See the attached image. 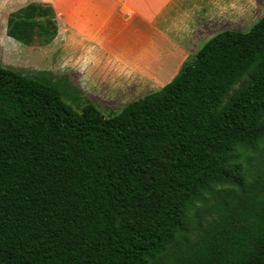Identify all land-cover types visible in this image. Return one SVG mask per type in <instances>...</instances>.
I'll use <instances>...</instances> for the list:
<instances>
[{
    "label": "trees",
    "instance_id": "1",
    "mask_svg": "<svg viewBox=\"0 0 264 264\" xmlns=\"http://www.w3.org/2000/svg\"><path fill=\"white\" fill-rule=\"evenodd\" d=\"M37 32L53 7L11 14ZM74 93L0 67V264H264V17L109 117Z\"/></svg>",
    "mask_w": 264,
    "mask_h": 264
},
{
    "label": "rangeland",
    "instance_id": "2",
    "mask_svg": "<svg viewBox=\"0 0 264 264\" xmlns=\"http://www.w3.org/2000/svg\"><path fill=\"white\" fill-rule=\"evenodd\" d=\"M96 1L0 0V67L26 75L45 74L55 78L65 88L64 98L73 107L78 109L77 102L73 101L74 89H78L84 99L96 104L109 117L127 104L160 90L167 77L144 73L145 69L133 64L132 58L119 51L116 41L121 38L122 43L125 38L121 36L117 17L112 16L111 6L107 11L91 9ZM256 1L259 9L245 20L224 19L212 33L204 34L197 41L186 39L189 46L185 52L186 59L178 68L179 73L188 60L194 58L217 34L225 31L249 32L264 17V0ZM31 3L49 5L55 10L58 34L51 43L46 44L40 32L30 44L8 35L11 14ZM241 3L248 5L247 1ZM176 54L171 55V60H177L172 59ZM163 61L166 59L163 58ZM166 68H170L168 64Z\"/></svg>",
    "mask_w": 264,
    "mask_h": 264
},
{
    "label": "crops",
    "instance_id": "3",
    "mask_svg": "<svg viewBox=\"0 0 264 264\" xmlns=\"http://www.w3.org/2000/svg\"><path fill=\"white\" fill-rule=\"evenodd\" d=\"M115 1L98 0L90 8L107 11L111 6L112 16L117 17L121 36L125 38L124 44L121 38H116L119 51L145 69L144 73H158L160 78L166 76L162 88L179 74L178 68L185 61L189 46L186 39L197 41L204 34L212 33L221 20H245L259 9L256 0H243L248 5L242 4V0ZM176 52L172 59L177 60H171ZM163 68L166 70L162 71Z\"/></svg>",
    "mask_w": 264,
    "mask_h": 264
},
{
    "label": "water",
    "instance_id": "4",
    "mask_svg": "<svg viewBox=\"0 0 264 264\" xmlns=\"http://www.w3.org/2000/svg\"><path fill=\"white\" fill-rule=\"evenodd\" d=\"M187 65V63L184 65V67H183V69H182V71L184 70V68H185V66Z\"/></svg>",
    "mask_w": 264,
    "mask_h": 264
}]
</instances>
